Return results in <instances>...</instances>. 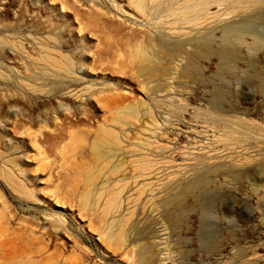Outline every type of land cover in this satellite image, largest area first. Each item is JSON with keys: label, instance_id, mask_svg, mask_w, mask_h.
Wrapping results in <instances>:
<instances>
[{"label": "rangeland", "instance_id": "374dc122", "mask_svg": "<svg viewBox=\"0 0 264 264\" xmlns=\"http://www.w3.org/2000/svg\"><path fill=\"white\" fill-rule=\"evenodd\" d=\"M27 263L264 264V0H0V264Z\"/></svg>", "mask_w": 264, "mask_h": 264}, {"label": "bare ground", "instance_id": "6f19581e", "mask_svg": "<svg viewBox=\"0 0 264 264\" xmlns=\"http://www.w3.org/2000/svg\"><path fill=\"white\" fill-rule=\"evenodd\" d=\"M138 1V0H137ZM140 7V6H139ZM48 56V55H47ZM57 59V58H56ZM52 60H54V59H52ZM67 65V64H66ZM152 65V64H151ZM60 68V67H59ZM154 73V72H153ZM126 115H129V114H126ZM128 117H130V116H128ZM130 119V118H129ZM122 120H124V119H122ZM121 123V122H120ZM121 124H123V123H121ZM105 132V131H104ZM117 133V132H116ZM108 137H113V136H108ZM106 138V137H105ZM107 139V138H106ZM106 142L108 141V140H105ZM112 141V140H111ZM116 141V140H115ZM96 142V141H95ZM110 141H108V143H109ZM114 142V141H113ZM111 143V142H110ZM95 144V143H94ZM117 145V144H116ZM120 145V144H119ZM96 147H97V150H98V157H103V153H104V151H105V147H103V143H102V141L101 142H98L96 145H95ZM94 146V147H95ZM106 150H107V148H106ZM97 151H95V153H96ZM98 159V158H97ZM111 161V160H110ZM109 165V163L107 164L106 163V165L105 166H108ZM110 166V165H109ZM103 168V167H102ZM105 169H107V167L105 168ZM104 171H102L101 173H99V175L100 174H102ZM98 178V177H97ZM111 193V192H110ZM115 193V192H114ZM113 194V193H112ZM111 194V195H112ZM118 195V194H117ZM111 197V196H110ZM108 198V197H107ZM115 198V197H114ZM91 201V200H90ZM113 203V202H112ZM110 204V203H109ZM107 207V206H106ZM107 208H109V207H107ZM111 210V209H110ZM105 211V210H104ZM125 220V219H124ZM124 225V224H123ZM126 225V224H125ZM122 227H125L126 228V226H122ZM124 232V231H123ZM124 234V233H123ZM120 237H121V235H120ZM140 253H144L143 251H141ZM219 253V252H218ZM220 255V254H219ZM28 264V263H27Z\"/></svg>", "mask_w": 264, "mask_h": 264}]
</instances>
